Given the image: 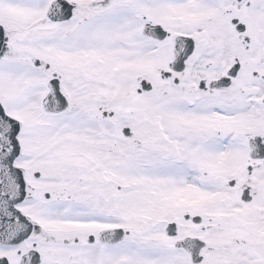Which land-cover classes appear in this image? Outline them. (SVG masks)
<instances>
[{
    "label": "snow or ice",
    "instance_id": "6c2138e0",
    "mask_svg": "<svg viewBox=\"0 0 264 264\" xmlns=\"http://www.w3.org/2000/svg\"><path fill=\"white\" fill-rule=\"evenodd\" d=\"M0 264H264V0H0Z\"/></svg>",
    "mask_w": 264,
    "mask_h": 264
}]
</instances>
